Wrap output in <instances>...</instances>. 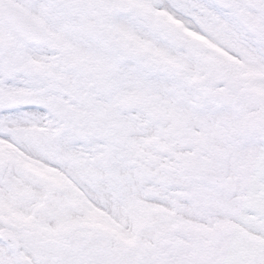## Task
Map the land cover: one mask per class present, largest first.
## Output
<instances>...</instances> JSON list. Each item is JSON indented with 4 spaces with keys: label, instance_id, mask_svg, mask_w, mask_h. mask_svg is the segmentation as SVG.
Masks as SVG:
<instances>
[{
    "label": "rangeland",
    "instance_id": "obj_1",
    "mask_svg": "<svg viewBox=\"0 0 264 264\" xmlns=\"http://www.w3.org/2000/svg\"><path fill=\"white\" fill-rule=\"evenodd\" d=\"M114 3L116 8L135 6L136 11L127 17L119 13L111 16L106 21L107 28L101 22L96 36L81 31L75 35L67 27L54 26L50 37L53 46L49 44L31 54V49L14 37L13 50L0 53V136L5 137L4 141L9 136L17 146L27 145L40 155L51 150V157L66 159L62 165L72 171L74 163L81 160L71 151L78 148L71 141H78L80 127L68 119L82 112L98 116L116 113L118 124L127 126L124 134L128 144L116 146L107 155L103 152L95 155L98 163L108 162L112 167L110 171L101 168L100 174L106 173L109 180L98 184L104 193L97 197L101 206L105 208L110 200L115 204L112 214L99 210L97 217L106 242L115 246L122 243L129 252L132 242L140 249L145 246L151 249L161 241L168 242L173 234L170 243L182 245L187 243L185 238L194 237L195 233L189 231L196 229L193 220L197 219V211L191 194L194 184L189 171L196 153L194 145L206 137L211 152L210 167L214 163L220 167L223 163L220 154L233 137L237 138V127L241 128L252 117L260 119L264 115L256 113L259 107L255 104L256 96H264V20L248 0H114ZM141 9H147L150 16H145ZM165 27L177 28L186 40L183 49L164 35ZM112 32H117L115 36L121 33L130 46L147 48L150 55L143 61L125 56L110 71L114 63V46L108 42ZM0 36H11L1 16ZM65 49L69 52L67 56ZM15 52L21 54L19 59L14 58ZM32 58H38L42 67L47 66L45 79L19 73L22 63L31 62ZM80 61L88 66L74 69L73 64ZM175 66L184 71H174ZM251 87L254 91L246 94V103L236 107H223L213 99L219 90ZM27 96L35 100L34 108L11 107L12 100ZM59 109L62 113L71 109L75 114L60 120L56 117ZM155 112L167 115L166 126L150 121L149 115ZM82 126L92 127L93 123ZM62 127L70 130L57 137ZM254 139L264 145L263 133ZM249 142L242 146L245 149L234 163L232 173L240 166L255 175L246 166L264 167V147L256 150L253 145L252 150ZM87 161L84 162H90ZM49 162L54 164V159ZM255 178L264 182L262 172L257 171ZM93 190L99 192L98 187ZM246 190L247 196L255 195V189ZM76 191L78 197L87 194V190L78 188L64 190L63 194L71 201V214L78 212L73 203ZM233 195L225 197L222 207L215 208L210 216L218 227H238L234 222L221 223L225 217L235 216V206H224L225 199L236 201L244 191L236 190ZM132 201L135 216L129 209ZM181 230L184 235L174 234ZM218 238L222 264H234V256L245 260L243 252L249 250L248 241L229 234ZM231 239L236 250L231 248ZM226 247V253L222 252ZM233 251L237 254L233 255ZM258 256L263 260V251ZM261 262L264 264V260Z\"/></svg>",
    "mask_w": 264,
    "mask_h": 264
},
{
    "label": "flooded vegetation",
    "instance_id": "obj_2",
    "mask_svg": "<svg viewBox=\"0 0 264 264\" xmlns=\"http://www.w3.org/2000/svg\"><path fill=\"white\" fill-rule=\"evenodd\" d=\"M248 1L253 3V8L262 15L261 19L264 20V0ZM113 4H115L114 0H0V16L27 12L31 20L41 24L46 31L45 44L33 45L17 39L19 43L28 46L31 49L29 53L32 54L35 50L45 48L49 44L54 45V42L50 40L54 26L67 27L74 31L75 35L80 34L81 31L92 37L96 36L97 27L101 25V22L104 23V28H107L106 21L112 18L111 16L119 13L127 17L136 11L133 7V10L127 13L125 6L116 8ZM55 9L57 10L53 12ZM141 11L145 16H150L147 9H141ZM8 32L11 34L10 38L0 36V39L6 40V43L10 45V49H5V46L0 47L2 54L13 50L16 44L13 41V38H16L14 32L9 28ZM116 34L117 32H112L108 41L109 45L114 46L112 49L114 63L110 65V71L116 67V64L121 63V59L125 56L136 59L131 52L136 44L130 46L127 38H124L121 33L115 36ZM46 52L51 53L50 50ZM68 53L66 50L65 56ZM14 54L15 59L20 58L18 56L21 55L20 53ZM31 60V62L25 60L22 63L19 73L45 79L47 66L42 67L38 63V58ZM85 66L88 64L83 61L73 64V68L78 70L84 69ZM223 91L226 97L231 99L230 106L217 103L230 108L246 103L244 101L245 97L248 98L246 94H250L254 89L252 87L240 90L229 88ZM256 97L255 104L259 107L256 113H263L264 96L259 94ZM85 113L82 112L74 116L75 118L68 119L76 127L77 125L80 127L78 141H71L72 146L77 144L78 148H74L77 151L72 149L71 151L81 160L74 163L72 171H68L67 166L62 165L67 162L66 159L62 161L57 156L51 157V150L40 155L33 153L27 145L17 146L16 141L9 136L6 141L4 136H0V264H222L220 256L223 253L219 248L218 237L225 234L242 237L249 242V250L243 252L245 260L239 259L240 256L239 258L234 256V264H263L261 261L264 259L259 260L258 254L262 251L264 253V238L260 237L264 236V182L254 177L257 171L264 175V167L258 169L256 165L246 166L247 169L252 168L256 172L255 175L246 173L240 166L234 173L231 169L245 149L242 146H247V141L249 142L247 137L252 140L249 142V148L254 150L253 145L257 147L259 145L256 150L259 148L263 150V141L258 142L254 138L259 133L264 134V115L260 119L252 117L241 128L237 127V138L233 137L220 154L219 158L223 162L220 167L215 163L210 167L211 152L206 137H202L200 142L194 145L196 153L189 171L192 174L191 182L194 184L191 186V194L195 199L193 205L197 211V219L193 220V226L196 229L189 231L195 233L194 237L185 238L191 245L171 244L174 236L171 234L168 242L161 241L156 248L150 249L145 246L140 249L132 242L131 251L128 252L122 243L117 246L107 243L105 232L97 221L99 210H107L111 213V208L115 204L110 200L103 208L102 202L97 199L100 194H104L98 184L109 180L106 173L100 174L101 168L110 171L112 167L108 162L98 163V158L95 157L99 152L106 155L111 150L114 152V148L121 145L120 142L128 143V138L124 134L127 126L118 124L119 118L116 113H103L102 116L93 112ZM70 114L75 113L71 109L62 113L59 109L56 117L64 120L65 116ZM108 118L112 126L116 128L119 126L120 129L112 131L107 126ZM87 123H93V126H82ZM67 130L70 129L62 127L57 137L62 136ZM50 158L54 159V164H50ZM86 160L90 162H84ZM36 162L39 166L35 164ZM212 170L220 174L221 184L200 182V173L208 174ZM94 187H98L99 192L93 190ZM75 188L87 190V194L84 198L78 197L77 194L73 196V200L75 199L73 203L77 205L78 212L71 214V201L63 194H65L64 190ZM245 189H247L246 192H249L248 189H255L253 191L255 195L247 196ZM236 190L244 191V195H239L236 201L225 199L223 203L227 207L235 206L233 212L235 216L225 217L221 223L234 222L238 227L235 229L218 227L216 220L211 219L210 216H213L215 208L222 207L221 202L224 198L235 195ZM140 199L146 200L144 197ZM109 203L110 207L107 209ZM133 206L132 201L129 209L135 216ZM133 227L136 228V223L132 225ZM221 228H223L222 231ZM139 231L135 232L136 235ZM181 231H174V234L184 235L183 230ZM230 242L231 248L236 250L233 247V240ZM227 250L226 247L222 252L226 253ZM232 254H237V251H233Z\"/></svg>",
    "mask_w": 264,
    "mask_h": 264
},
{
    "label": "water",
    "instance_id": "obj_3",
    "mask_svg": "<svg viewBox=\"0 0 264 264\" xmlns=\"http://www.w3.org/2000/svg\"><path fill=\"white\" fill-rule=\"evenodd\" d=\"M130 10L128 12H130ZM4 20L12 28V30L15 31L16 34L23 40L25 39L30 42H35L41 37V31H39V28H37L36 25H33V23H31L28 16L24 12L4 14ZM165 33L172 38L173 43L178 44V46L180 47H183L185 42L178 36L177 32L174 29L167 28ZM132 52L141 59L145 58L149 54L148 50H145L144 48L140 47H135ZM176 69L182 71V69L180 68ZM215 98L223 101L224 103L228 100V98H225L224 94H222L221 92L216 94ZM21 105H32V101L27 99L26 101L22 102ZM153 120L159 121L164 125L167 124L166 118L163 114L154 115ZM208 180L211 182L221 183V180L214 175L212 176V178L209 177Z\"/></svg>",
    "mask_w": 264,
    "mask_h": 264
}]
</instances>
